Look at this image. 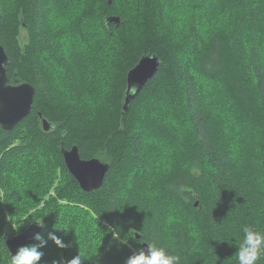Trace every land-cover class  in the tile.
I'll return each mask as SVG.
<instances>
[{
	"label": "trees",
	"instance_id": "trees-1",
	"mask_svg": "<svg viewBox=\"0 0 264 264\" xmlns=\"http://www.w3.org/2000/svg\"><path fill=\"white\" fill-rule=\"evenodd\" d=\"M10 1L0 0L7 76L11 84L30 82L36 95L26 118L10 131L0 126V246L7 260L6 239L30 223L42 224L47 237L43 216L17 230L1 206H34L20 194L43 166L64 169L80 202L97 205L99 216L91 218L75 209L63 219L68 210L56 208V220L74 234L69 260L80 250L83 264H126L130 246L147 239L170 244L182 264H235L237 226H264V0H180L189 12L174 22L171 0ZM69 13L77 20L56 31L53 21ZM110 16L121 22L108 27ZM94 32L112 51L104 58L112 73L98 68V90L112 106L85 99L73 63V50L87 54L90 46L81 47ZM145 55H157L161 66L125 111L128 72ZM74 146L83 159L110 165L101 188L83 191L68 171L62 148ZM213 222L232 227L216 232ZM42 250L59 261L57 248L47 243Z\"/></svg>",
	"mask_w": 264,
	"mask_h": 264
},
{
	"label": "rangeland",
	"instance_id": "rangeland-1",
	"mask_svg": "<svg viewBox=\"0 0 264 264\" xmlns=\"http://www.w3.org/2000/svg\"><path fill=\"white\" fill-rule=\"evenodd\" d=\"M110 3L112 2L109 0ZM180 0H171V9L168 20H172L173 22L178 18V16L186 15V12H189L187 9L188 3L179 2ZM192 2V0H190ZM6 4L11 3L10 0H5ZM171 10L174 13H171ZM172 11V12H173ZM78 14V13H77ZM77 14L69 13L60 15V21H53V25L56 28V31H64L69 28V24H67L71 19L77 20ZM211 17V21H216L219 18V15L215 12V8H212L209 13ZM169 24H173L170 22ZM177 24V23H174ZM218 24V23H215ZM24 30L23 27L21 29V41L24 44ZM90 41L84 43L81 48L85 49L87 45L90 46L91 49L86 50L88 53L90 52V59L87 58L88 53L84 50L76 48L73 50V54H77L76 61H73L75 64V68L78 70L80 74V88L83 90V94L85 99L88 102H94L96 105H105L110 104L112 106L113 101H106L102 99L101 92L98 89H101L102 84V74L103 70L98 69L102 68L106 70L108 73H112L109 66L104 64V58L109 57L112 54V51L106 50L102 45L98 42L102 41L103 38L99 35V33L94 32L92 36H90ZM100 58V59H99ZM102 67H99V66ZM108 65V63H107ZM47 68L52 71L53 75L58 78V72L60 73V77L62 78V73L58 70L57 67L53 64L48 63ZM96 68V69H95ZM55 82L61 84L62 81H58L55 79ZM108 84H111L108 82ZM116 82L113 81V85ZM112 85V84H111ZM157 105V104H155ZM158 106V105H157ZM158 110L161 108L158 106ZM168 118V117H167ZM68 169V168H67ZM69 171V170H68ZM71 174V173H70ZM72 175V174H71ZM73 176V175H72ZM74 177V176H73ZM75 178V177H74ZM76 180V179H75ZM78 182V181H77ZM79 184V183H78ZM24 188L20 194V197L28 203L35 204L34 206H30L29 209L24 208L23 205L17 204L16 206L8 209L7 205L1 202V206L4 211L2 212V216H6V220L12 222V226L22 229L25 227L30 220L34 217H41L46 219L48 230L46 232V240L49 239V234H55L60 237L66 247L60 248L58 247L51 239L48 240V247L57 248L59 250L60 256L59 261L61 264H67L70 256L73 253H68L67 251L73 246L75 243L74 234L70 229V225L66 222L57 221L56 217H54L55 212L58 208H62L64 211L62 212V218L64 219L65 215H72V212L69 210H78L77 216H85L87 218L97 217L99 213L95 207L90 206L84 202H80V200H85L80 197V194L76 190L75 186L70 182V178L66 171L62 168H56L55 170L46 169L43 166H39L35 171L31 172L27 178L23 182ZM1 194L4 195V191H1ZM74 198V202L71 200ZM81 206H83L81 210ZM102 224H107L105 220H101ZM53 227L56 228V231H53ZM66 229H64V228ZM103 232L112 231V230H104ZM91 233H93V228L91 229ZM120 240V239H119ZM144 243V242H143ZM143 243L139 242L134 247L130 246L131 253L139 251L143 248ZM6 245V244H5ZM7 247V246H6ZM144 249V248H143ZM4 249L0 246V264H6L7 258L4 254ZM44 252V256L41 259V264H53L55 261V256L47 255V252ZM70 256V257H69Z\"/></svg>",
	"mask_w": 264,
	"mask_h": 264
},
{
	"label": "water",
	"instance_id": "water-1",
	"mask_svg": "<svg viewBox=\"0 0 264 264\" xmlns=\"http://www.w3.org/2000/svg\"><path fill=\"white\" fill-rule=\"evenodd\" d=\"M106 22L109 27L113 23L119 24L121 18L110 16L107 17ZM9 63L10 57L0 43V126L7 131L12 130L14 126L30 114L36 95V88L30 82L9 83L6 70ZM160 66L161 59L157 55H145L128 72L125 111L130 108L133 99L156 75ZM40 116L42 117L41 113ZM42 123L44 130L49 131L51 128L49 121L43 118ZM62 153L69 172L78 181L83 191L91 192L102 187L106 173L110 168L108 163L99 158L83 159L77 146L71 149L62 148ZM38 223H30L15 236L6 239L7 248L12 255H15L20 246L33 244L36 241L33 239L34 235L41 233L43 230V225ZM137 238H140V236L137 235ZM143 248L147 250L148 243L144 242Z\"/></svg>",
	"mask_w": 264,
	"mask_h": 264
},
{
	"label": "clouds",
	"instance_id": "clouds-1",
	"mask_svg": "<svg viewBox=\"0 0 264 264\" xmlns=\"http://www.w3.org/2000/svg\"><path fill=\"white\" fill-rule=\"evenodd\" d=\"M192 171L195 172L197 169L193 168ZM222 227L231 228L232 224L231 222H228L227 225L224 222H213V229L216 232H219ZM237 229L242 233V236L235 241V245L238 247L235 264H261L264 261V226H261L259 222L246 223L238 225ZM33 239L39 243L20 246L15 255L9 251L7 264H41V259L44 256L41 249L47 245L48 241L40 233H36ZM49 239L60 248L66 247L62 239L55 234L50 233ZM145 241L148 242V249L142 248L132 253L127 258L126 264H182V254L170 244H163L157 240L146 239ZM85 259V254L79 250V254L67 261V264H83ZM53 264H61V262L53 261Z\"/></svg>",
	"mask_w": 264,
	"mask_h": 264
},
{
	"label": "flooded vegetation",
	"instance_id": "flooded-vegetation-1",
	"mask_svg": "<svg viewBox=\"0 0 264 264\" xmlns=\"http://www.w3.org/2000/svg\"><path fill=\"white\" fill-rule=\"evenodd\" d=\"M141 240V239H140ZM143 240H141V242H142Z\"/></svg>",
	"mask_w": 264,
	"mask_h": 264
}]
</instances>
